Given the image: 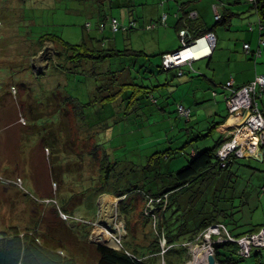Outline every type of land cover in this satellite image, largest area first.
<instances>
[{
	"label": "rangeland",
	"instance_id": "374dc122",
	"mask_svg": "<svg viewBox=\"0 0 264 264\" xmlns=\"http://www.w3.org/2000/svg\"><path fill=\"white\" fill-rule=\"evenodd\" d=\"M135 6L133 9L130 5L117 6L98 0H0V230L17 225L22 230L36 229L40 234H48L63 241L79 264H98L95 245L99 243L122 249L130 239L136 248L149 247L156 235L162 252L147 258L148 261L153 259V264H165L163 253L170 247H166L160 237L157 222L147 215L150 199L138 202L136 211L143 210L151 221L144 224L136 212L132 221L134 234L128 236L125 217L119 208L121 198L100 194L101 181L97 177L100 163L95 156L106 157L108 163H112L111 179L104 184V189L113 191L150 180L158 171L155 163H161L163 168L160 169L166 173L177 172L191 160L194 150L211 148L220 139L215 130L206 138L192 139L198 133H206L223 113L208 119L200 125V130L188 129L190 123L186 117L178 115L180 102L190 99L179 82L189 77L188 72L181 76L177 74L178 69L163 70L162 56L155 51L158 31L168 46L177 44L181 38L171 25H159L160 11L150 17L142 16L141 3L137 1ZM113 16L125 20L123 24H128L130 18L140 24L145 20L158 24L154 30L139 25L138 29L127 32V36L122 30L119 32L120 47L116 48L123 51L130 48L131 43L134 48L144 50L147 56L122 53L102 57L99 61L88 58L82 62L83 66L74 69L71 61L66 66L62 60L57 64V58H66L63 45L50 40L38 46L41 51L34 57L33 44L47 33L57 34L73 44L84 41L87 46L79 50L82 53L89 52V45L97 50L93 54L111 53L115 43L112 37L116 33L109 23ZM102 24H106L103 30ZM1 32L5 33L4 37ZM143 33L152 47H142L143 42L148 41L147 38L139 39ZM36 60L39 66L34 69L32 65ZM48 60L53 65L44 71L41 65ZM205 62L207 59L198 60L194 66L197 69ZM173 74L174 78L166 84V76L173 77ZM119 75L127 79L119 80ZM14 85L17 90L10 93ZM154 85L159 86L152 89ZM23 88L28 93L23 96L27 97L25 102L21 101ZM64 95L91 103L81 107L79 101L72 103L66 99L65 102ZM22 116L27 125L19 124ZM232 138L228 137L226 142ZM169 147L176 148L177 153L170 159L159 154L154 160L155 152ZM239 162L240 165L232 169L239 177L229 171L221 176L225 189L222 197L234 193L239 196L247 185L254 192L264 185V158L262 161L244 158ZM202 184L203 180L194 183V192L203 188ZM212 194L213 188L205 191L199 200L208 199ZM159 203L158 199L150 203L154 205L155 214H158ZM230 203L236 206L232 209L236 211V218L242 216L245 220L249 216L241 200L234 198ZM253 203L259 205L254 223L264 221V194ZM166 204L164 200V208ZM213 212L210 204L209 215ZM66 214L70 216L67 220ZM228 221L230 218L226 222L232 228L233 223ZM250 226L246 224L237 229L242 231ZM209 232H213L212 226L194 241L182 243L187 249L185 255L177 249L179 253L173 250L169 259L175 264H181V258L183 264H194L197 251L208 249V246L212 250L209 248L208 253L215 255L214 241L225 237V233ZM175 248L180 249L179 246ZM237 264H257V257L253 254Z\"/></svg>",
	"mask_w": 264,
	"mask_h": 264
},
{
	"label": "trees",
	"instance_id": "16d2710c",
	"mask_svg": "<svg viewBox=\"0 0 264 264\" xmlns=\"http://www.w3.org/2000/svg\"><path fill=\"white\" fill-rule=\"evenodd\" d=\"M98 1L99 2L109 1L111 4L112 0H98ZM246 1L250 4L248 10H255L259 14V22L262 25L261 28H263L264 0H255L253 2L249 0ZM191 13L187 12L186 16L183 18L184 19L183 28L185 27L189 28V32L192 36V40L197 39L208 32H212L211 31L212 28H208V27L199 29L197 21L195 19L191 20V18H195L197 16L196 15L197 13L194 16H191ZM234 15H236V13L230 12L229 9H225L224 12L221 13V18L217 20V24L227 25ZM113 18L117 19L120 23H123L117 17L114 16L110 17V20ZM160 18H159V24H161ZM131 21H129V23ZM150 24L157 25V23L150 22L144 25V28L146 30H152L154 27L150 29L147 28V25ZM105 27L106 24H102L101 30H103ZM138 28L139 26L136 25L134 28L128 27L126 30H122V31L128 32ZM250 29L253 30L254 27L250 26ZM117 31H121V30H117ZM50 40H52L53 42L59 41L63 45L62 51H64V56L66 58L64 59L57 58L58 61L57 64L59 65L60 61L62 60L64 62L63 66H66L68 61H71L69 63L74 69H78L79 67L83 66L81 65L82 62L88 58H92V59L94 58L99 61L101 60L102 57H107L112 54L122 55L123 53L132 56L147 55L142 50H134L131 48L124 49L123 51L119 50L118 48H116V45L113 43L112 44L114 48L111 50L112 51L111 53L109 52L101 55L93 54L97 50L92 45H89L90 46L89 47L90 49L88 50L89 52L82 53L79 50L87 46L84 41L73 44L63 40L59 35L51 34V33L41 35L39 43L43 45L45 41H50ZM180 48L181 47H179L178 49ZM71 51H73L72 54H70ZM164 53H162L161 56ZM60 55H63V53H61ZM188 66H186L188 67V69L194 71L192 64L191 66L190 65ZM182 68L184 67L173 68V69H178V75H182L184 74ZM162 69L170 70V69H165L163 65H162ZM180 70H182L183 72L182 74H179ZM158 86L159 85H154L151 88L153 89ZM107 97H109V94H107ZM63 98L65 102L66 99L70 100L72 103L79 101L76 97L69 98L64 96ZM81 103L82 102H80V106L82 107L89 105L91 102L82 103V105ZM228 114L230 115L229 111ZM229 115L225 116L222 121L218 123H214L211 126L210 130L212 131L220 124H223ZM189 118L190 115L189 117H186V119ZM23 125H27V123ZM210 133L211 132H209L208 135ZM208 135L205 134L203 136H198L197 138H204ZM225 142L226 139L225 140L219 139L217 140L215 146L211 148H206L201 151L195 150V153L194 152L192 153V158L187 163V165H185L177 172L170 170L168 173H166L163 169H160V167L163 168L161 163H155L156 165L154 167H157L156 169L158 171L155 173L153 178L145 181L143 184L141 182H137L136 184L130 185L129 187L127 186L125 188H117L114 189L113 191L104 189L105 188L104 184H108L111 179L112 163H108V159L106 157L105 158L103 157L98 158L96 156L94 157L97 158L100 163L99 174L97 176L100 178L99 180L101 181L100 188L102 191L100 192V194L108 193L121 198L119 208L121 214L124 215L125 217L128 236H131L132 234L131 237H133L134 226H132L133 224L132 221H133V216L136 212L139 213L140 218H143L142 222L144 224L151 221L150 217L144 215L143 210L136 211L137 210L136 206L138 205V202L142 203L143 201L144 203V201L151 198L154 200L156 199L160 200V203L158 205L159 207H157L158 214L156 213L157 215L156 220L158 226L157 228L159 231L158 233L160 237L162 234L165 237L166 247L170 246L163 253L165 264H175V262L169 259L170 253L172 254L174 253L173 250L177 251L178 249L179 251L181 250L180 253L182 255H185L187 253V249L183 247L182 243L194 241L200 233H202L208 226L212 224L215 223L224 224L228 229V231L230 232V234L233 235L234 237H241L246 233L257 231L264 225V221L260 223L258 222L257 224L253 223L255 213L257 212L259 206L254 204L253 201L259 199L260 196L264 194V187H261L260 190L254 192L247 185L246 186L247 189L241 191L242 194H240L239 196H235V193L230 197L225 195L223 197L221 196V192L225 190L224 187L222 186V184L224 183L223 178L221 177L222 174L228 171L231 174H235L236 172L232 173V169L236 164L240 165L239 159H244L231 155L230 158L225 162V164H222L219 158L217 157V152ZM185 143L187 144V142ZM184 147L185 144L181 145L180 149ZM48 150H50V148H48ZM176 153H177L176 148L173 149L169 147L163 151L155 152L152 156L154 157V160H155V156L156 158L159 157L158 156L159 154H161V156L164 158L170 159L171 156ZM236 176L239 177L238 173H236ZM198 180H203L202 186L204 187L203 188L200 187L198 188V190L194 192V183H196ZM212 188H213V194L210 195L208 199L206 198L199 200V198L202 196V194L205 191L206 192L210 191L212 190ZM242 196L244 197L246 202L244 203V201H242L241 205H244L245 209L248 210L249 213L251 214V215L249 214V216H247L245 220H243L242 216L241 217L238 216L237 218L235 217L236 211H233L232 209L235 208L236 206L230 203L233 202L234 198L242 200ZM210 198L212 201L210 200ZM164 200L167 201L165 208L163 207ZM197 204H200V206L198 207ZM210 204H212V209L214 210L211 216L209 215ZM229 218L230 221L228 222L233 223L232 228H229L226 222L227 219ZM246 224L248 225L251 224L252 226L242 231H239L237 229L238 227ZM88 234L89 232H87L86 236H88ZM123 245L124 248L115 249L106 244H100V243L96 244L95 245L96 250L99 255L98 264H153L154 260L152 259L151 261H148L147 258L149 256L159 255L162 252L159 239L156 235L154 236L153 244L150 245L149 247L139 246L136 248L134 247L135 245L133 246L130 239L126 240L125 244ZM176 246H179L180 249L175 248ZM214 247H215L214 249H215L216 260L220 264H237L238 261L246 259L239 256L237 252L238 245L236 243L225 241V242L217 243ZM138 248L141 249V251H139ZM177 253L179 252L177 251ZM180 262L181 264H183L182 258ZM0 264H79V262L77 257L69 251L67 245L63 241L55 240L52 236L45 233L40 234V232H38L36 229L27 228L25 230H22L17 225H14V226H10L6 230H0Z\"/></svg>",
	"mask_w": 264,
	"mask_h": 264
},
{
	"label": "crops",
	"instance_id": "0c3cea01",
	"mask_svg": "<svg viewBox=\"0 0 264 264\" xmlns=\"http://www.w3.org/2000/svg\"><path fill=\"white\" fill-rule=\"evenodd\" d=\"M137 1L142 5L141 7H139V12L142 16H153L157 14L158 11H160V16L163 13H167V24L163 26L171 25L175 29L176 33H178V37V31L184 27L183 18L186 16L187 12L191 13L193 11H196L197 16L195 18H191V20L195 19L197 21L199 29L206 27L212 28L211 31L216 35L215 47L213 48L211 55L198 59H207V63L205 62L204 64H202V66L201 64L198 65L196 69L194 66V62L198 60H195L192 63L194 73H192L186 67L188 65L182 66L184 67L182 68L184 74H182L181 76L186 75V73L188 72L187 74L190 78L186 77V79H180L179 82L182 85V89L185 92L186 97H190V99H184L183 102L180 103L182 106L190 109L191 111L190 118L187 120L185 119L188 123H190L188 129L200 130V125H203V123L208 121V119H210L211 117L214 118L216 115H220L221 113L223 114L221 115L220 120L212 122L211 126L214 123L222 121L225 116L229 115L225 102V96L228 94L229 90L224 87V84L232 79L235 86H241L253 81L256 76L264 74V45L261 44V40H264V25L263 28H261L262 25L259 22V14L255 10H248L250 4L246 0V2H244V0H112L111 4L117 6L130 5L133 7V9H135ZM214 5L218 6L220 13L224 12L225 9H229L230 12H234L236 13V15L232 17L227 25L217 24ZM119 20H121V22H126L123 19ZM131 20L134 21L135 19L130 18L127 22ZM135 21L137 22L138 26H144L150 23L148 20H145L144 24H140L137 20ZM146 21H148V23ZM157 26L158 24L153 28V30L156 29ZM250 26H253L254 29L251 30ZM119 32L120 31L114 33L112 37L116 47H120V43L118 42ZM123 32L126 33V36L129 35V33L125 31ZM1 35L2 37H4L5 33L1 32ZM145 38L148 39L147 42L144 41ZM139 39L144 41L142 47H144L145 49L146 47H152L153 44L151 45L149 38L145 33L140 34ZM119 40H122V37H120ZM47 42L48 41H45L44 44H47ZM245 43L250 44L249 50H246L244 48ZM156 44L157 45L155 51L160 52L159 54L161 55L164 52H172L178 49L177 46L181 45V41H178L177 44L168 46L165 44L163 34L161 33V31H158ZM39 45V42H37V44H33V46H35L34 57L37 56L41 51L39 50ZM43 45L41 44V46ZM129 47L134 50H140L134 48L131 43ZM47 48L48 47L42 49V51L46 50ZM255 51L260 52L259 54L254 55ZM50 65H53V63L48 60V63H46L45 65H41V68H44V71H47V68ZM32 66L34 69H36L37 66H39L38 60H36L35 62L33 61ZM175 75L173 74V77L166 76V78L164 79L166 80V84H169L167 82L171 81V79L174 78ZM126 79L127 77H125L124 75H119V80ZM19 85L21 87H25L23 83H20ZM170 85L172 84L170 83ZM11 90L12 88L10 87V91ZM7 93H9V90ZM10 93H12V91ZM27 94L28 93L25 92L24 88L21 89V99ZM64 96L68 97L67 95ZM26 98L27 97L23 98L21 101L25 102ZM259 99L261 100L259 102V108L264 114V93L259 97ZM162 110H164V108H162ZM178 115L181 116L180 113ZM19 124L22 123L20 122ZM238 124L239 123H237V120L234 118V116L229 115L225 122L217 126L214 130L215 132H218L220 134V139L225 140L228 139V137H234V135L237 134V132L239 131V127L237 126ZM211 126L208 128L206 133H198L192 139L200 140L202 138H197L198 136H203L205 134L208 135L209 132L211 133L208 136L212 135L214 130H210ZM5 128L7 129V127ZM47 147L50 148L49 145H47ZM262 187H264V185ZM239 194H242V192L240 191ZM241 201H244V203L246 202L243 196ZM254 254L257 257V264H264V249L259 252L256 251Z\"/></svg>",
	"mask_w": 264,
	"mask_h": 264
},
{
	"label": "built area",
	"instance_id": "2783aa9c",
	"mask_svg": "<svg viewBox=\"0 0 264 264\" xmlns=\"http://www.w3.org/2000/svg\"><path fill=\"white\" fill-rule=\"evenodd\" d=\"M255 1V0H249ZM216 19L221 18L218 6L214 5ZM195 12L191 13L194 16ZM167 13H163L160 18L162 25L167 24ZM112 30H126L134 28L137 23L131 21L128 24L120 23L117 19H109ZM156 24L147 25V28H153ZM181 38V48L166 52L162 55V65L165 69L180 68L183 65H190L193 61L207 57L211 55L213 48L216 44V35L214 32H208L205 35L192 40V36L189 32V28L185 27L179 31ZM261 44L264 45V40H261ZM246 50L250 49L248 43L244 44ZM190 51V52H189ZM260 51H255L254 55L259 54ZM180 70L179 74H182ZM224 87L229 90L225 96V102L230 115L237 117V126L239 131L230 140L225 142L217 152V157L222 164L234 155L238 158H250L256 157L257 159L263 160L264 157V114L259 108V97L264 93V74L258 75L255 79L249 83L241 86H235L233 80H229L224 84ZM17 87H12V92H16ZM179 113L184 117H189L191 111L182 105L178 106ZM22 124H26L25 117L20 118ZM151 202H155L154 199H150ZM159 200V199H158ZM149 203V209H147V215H151L155 223L156 214L153 212L154 205ZM152 206V207H151ZM63 213V212H62ZM66 220L70 218L68 214L65 215ZM212 234H220L222 231L225 233V237H220L214 241V243L221 242H233L238 245V254L240 257L249 258L256 251L264 249V225L257 231L246 233L241 237H234L230 234L226 226L222 223L212 224ZM158 231V230H157ZM159 232V231H158ZM211 234V235H212ZM166 244V239L163 236ZM217 237V236H215Z\"/></svg>",
	"mask_w": 264,
	"mask_h": 264
},
{
	"label": "bare ground",
	"instance_id": "6f19581e",
	"mask_svg": "<svg viewBox=\"0 0 264 264\" xmlns=\"http://www.w3.org/2000/svg\"><path fill=\"white\" fill-rule=\"evenodd\" d=\"M234 118L237 120V117H234ZM207 248L209 249L210 246H208ZM208 249L201 248L202 252L204 251L203 253L201 252V250H199L200 252L197 251L196 255H198V258H196V256H194V264H208V255H210L208 252H210L211 248H210V250H208ZM211 252H212V250H211ZM205 256H207V257L205 259H203L202 257H205Z\"/></svg>",
	"mask_w": 264,
	"mask_h": 264
},
{
	"label": "water",
	"instance_id": "95a60500",
	"mask_svg": "<svg viewBox=\"0 0 264 264\" xmlns=\"http://www.w3.org/2000/svg\"><path fill=\"white\" fill-rule=\"evenodd\" d=\"M257 160H260V159H257ZM105 195H111V194L107 193ZM208 264H220V263L217 262L216 257H215V255L213 253H210V255L208 256Z\"/></svg>",
	"mask_w": 264,
	"mask_h": 264
},
{
	"label": "flooded vegetation",
	"instance_id": "af4514ba",
	"mask_svg": "<svg viewBox=\"0 0 264 264\" xmlns=\"http://www.w3.org/2000/svg\"><path fill=\"white\" fill-rule=\"evenodd\" d=\"M257 252H259V251H257ZM254 253H255V252H254ZM254 253H253V254H254Z\"/></svg>",
	"mask_w": 264,
	"mask_h": 264
},
{
	"label": "clouds",
	"instance_id": "9594fccd",
	"mask_svg": "<svg viewBox=\"0 0 264 264\" xmlns=\"http://www.w3.org/2000/svg\"><path fill=\"white\" fill-rule=\"evenodd\" d=\"M247 259V258H246Z\"/></svg>",
	"mask_w": 264,
	"mask_h": 264
}]
</instances>
